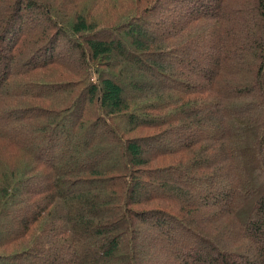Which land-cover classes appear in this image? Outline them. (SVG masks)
Masks as SVG:
<instances>
[{
	"label": "trees",
	"instance_id": "obj_1",
	"mask_svg": "<svg viewBox=\"0 0 264 264\" xmlns=\"http://www.w3.org/2000/svg\"><path fill=\"white\" fill-rule=\"evenodd\" d=\"M88 16L68 27L38 0H0V145L13 163L10 187L0 170V246L18 249L0 264H264V0H155L114 24ZM26 36L37 38L32 51ZM67 36L66 59L55 45ZM64 59L86 76L19 77L66 69ZM65 89L78 92L65 108L10 104ZM170 103L165 118L150 115ZM108 117H123L125 134L155 131L115 134ZM196 147L202 153L186 159ZM165 155L181 162L151 166ZM9 197L31 206L7 223ZM138 224L146 234L136 247ZM144 248L154 253L139 263Z\"/></svg>",
	"mask_w": 264,
	"mask_h": 264
},
{
	"label": "rangeland",
	"instance_id": "obj_2",
	"mask_svg": "<svg viewBox=\"0 0 264 264\" xmlns=\"http://www.w3.org/2000/svg\"><path fill=\"white\" fill-rule=\"evenodd\" d=\"M40 3L46 4L49 8L51 7L52 10L55 11V14L57 15V17L59 18V20L64 23L65 25H67L68 27L72 26L71 24L73 23V20H71L72 17L76 15H78V13L80 12H86L87 14H89L88 18L90 19L89 21H95L97 23V25H102V24H114L119 22L120 20H122L125 17H128L136 12H140L146 5H150L151 3H153L155 0H38ZM7 4H10V2H7ZM6 7V6H5ZM6 8H4L5 10ZM6 13V11H5ZM157 13V11H156ZM158 15V14H156ZM160 16V15H159ZM154 19V18H153ZM39 20V25L42 26H47L48 23H44V16H42L41 14L38 16ZM203 23H206V21H203ZM204 28H207V26L202 27L201 29H190L188 31H186L183 36H181L182 38V42L180 43L179 39L177 38V42H179L180 44L184 43V40L186 37H190L191 35H193L194 37L200 35V32L204 31ZM189 29V28H188ZM187 30V28H186ZM175 35V34H173ZM172 35V36H173ZM37 36V35H36ZM66 36V35H64ZM31 37V36H30ZM29 36H26L25 39L23 40V42L21 43L24 44V48L25 50L28 51H32L34 48V45L36 43L35 39H37L36 37L33 38V42L32 39L28 40L30 38ZM191 38V37H190ZM67 40H71L68 36L61 38L55 45V55L57 54H63L65 55L64 57H69V52L70 49L68 48V45L70 44H66ZM167 41V40H166ZM172 44V43H170ZM24 50V51H25ZM54 55V56H55ZM77 51H75V55L72 56L73 60H76L77 58ZM178 55V54H177ZM21 56V55H20ZM23 56V55H22ZM21 58H25L22 57ZM147 57V56H146ZM177 57V56H175ZM70 58V57H69ZM75 58V59H74ZM65 60V59H64ZM172 62V61H171ZM169 61L166 62L165 66L167 68L166 73L170 76H174L177 77L178 75L176 74L177 72V68L175 66V64L171 63ZM117 63V62H116ZM65 64H66V69L64 67H61L59 64L55 65L58 66L59 68H57V70H54L53 68L50 69V71H45V67L43 68L42 66L38 67L35 66L33 69L20 74L19 77L20 78H25V79H33L36 81H41V82H61V83H66L68 81H72L75 79H81L84 78L86 75L84 72H86L82 67L77 66V64H75V68H69L72 66H69V63L65 60ZM52 67V66H51ZM54 67V66H53ZM70 70H69V69ZM161 68V67H160ZM128 80H130L131 76H127ZM143 78H147L148 76H142ZM154 78V82L156 81L157 77H153V76H149V80H153ZM127 79V78H126ZM157 82V81H156ZM153 84V82H149V84H147L148 88L151 87V85ZM80 88V87H79ZM78 88V89H79ZM148 88L146 87L145 90L147 91ZM134 92V91H133ZM78 92L75 89H65L62 91V93L57 94V98H45L43 96H33V97H17L15 99H12V102H10V104H12V106H16L18 104L23 105V104H32L33 106H45V108H53L59 105L60 108H65L67 107L71 101L73 100L74 96L77 94ZM142 94L139 95V97ZM139 97H133L134 98H139ZM5 102L3 104L7 105V100H4ZM179 105V104H178ZM175 105L171 104L164 106V107H157V108H152V110L150 111V115H154L158 118L163 119L165 118V116H168L169 114L172 113L173 109H174ZM104 112H106L104 110ZM113 125L116 127L114 129V133L117 134V131L122 134L123 136L126 135L128 136H143L146 137L148 135H151L154 133L155 130H151V132H144V131H128V133L125 134V127H123L122 125H124V118L123 117H108ZM70 119L69 117H67L66 121ZM161 122V121H160ZM163 122V121H162ZM175 123H180V121L175 120ZM160 125H165V122L161 123ZM149 131V130H148ZM110 140L114 143H116L115 141V137H110ZM113 150L117 151L118 147L116 145V147L114 146ZM112 150V151H113ZM7 146H1L0 145V170L2 171V173H4V179L3 177L1 178L4 184H7V187H10L12 180H7V176L9 175L7 172V168L11 169L10 167H12L11 164H9L7 166V163L9 161V159H7ZM193 151V153L190 154L189 157H187L186 159H192L193 157L199 155L202 153V150L198 147L195 148V150H191ZM116 154V153H115ZM179 155H175L172 157H169L167 155L165 156H158L155 160L153 159V161L150 163L152 167H158L161 165H164L166 163H172V162H181L179 161ZM179 159V160H178ZM183 159V158H181ZM184 162V161H183ZM13 171V170H12ZM21 168L16 167L15 168V175H12L14 178H19L21 173ZM8 174V175H7ZM16 180L13 181V183ZM13 186V184H12ZM12 188V187H11ZM11 188L8 189V194H9V190H11ZM136 189H138L139 193H143L144 191H147L148 188L146 186H138ZM5 192H7L6 188L0 184V200L3 201V199H5ZM30 194L26 193V197H28ZM7 197V196H6ZM10 200V205H7V218L6 217H2V219H7V223H9L10 221L14 220L17 218L16 213H14V211L18 210L20 211V209L23 208H30L31 205H29L28 203L23 204L21 201H17L11 197H9ZM153 206V205H152ZM178 207V206H177ZM2 208V205H0V210ZM177 209V208H175ZM5 210V211H6ZM178 211V210H176ZM55 220V217L50 216V217H44L43 221L40 222L39 224L36 225L35 230L33 231L34 233H32V243L36 244V242H41L42 241V237L41 232H42V227L46 222L49 221H53ZM57 220V219H56ZM137 229L140 230L139 232V238L136 241V247H139L141 245V240L142 238L145 236L146 232L145 230H143V228H141V226H139V224L137 225ZM58 236H51V239L54 241L55 238H57ZM36 240V241H34ZM28 241V240H27ZM53 241H48V243L50 245L53 244ZM31 243L28 242V244ZM26 243H23L22 245H26ZM13 245L15 246V248L13 247ZM20 248V247H19ZM18 250L17 246L15 243L11 244L10 246H7V244L0 246V254H4L7 252H14ZM154 251H150L149 249L144 248L143 251H141L140 255H138V261L139 263L143 262V260L146 259L147 256H151L153 255ZM7 264H9V262H7Z\"/></svg>",
	"mask_w": 264,
	"mask_h": 264
}]
</instances>
